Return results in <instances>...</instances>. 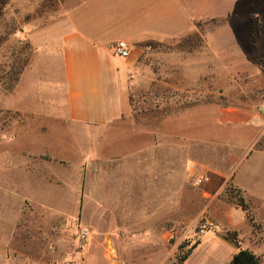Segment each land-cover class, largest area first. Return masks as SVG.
Wrapping results in <instances>:
<instances>
[{"label": "rangeland", "instance_id": "rangeland-1", "mask_svg": "<svg viewBox=\"0 0 264 264\" xmlns=\"http://www.w3.org/2000/svg\"><path fill=\"white\" fill-rule=\"evenodd\" d=\"M82 1L9 0L0 13V76L7 77L18 60L26 61L23 72L30 66L34 50L26 30L49 23ZM215 1L199 0V20L195 21L199 31L194 28L183 38L147 45L140 71L127 90L132 117L123 127L149 130L156 144L171 146V215L166 224L171 235H167L165 246L118 241L117 250L94 248L88 255L91 264H101L93 259L98 257L112 259L115 264H175L194 244L182 264H227L239 250L250 251L264 264V159L243 163L257 143L264 149V126L252 148H241L242 136L248 130L236 125L243 126V120L240 124L241 119L224 115L239 110L264 115V110L258 112L264 109V7L245 8L244 0H240L229 13L228 1ZM1 77L0 264H21L24 236L36 242L41 234L35 230L50 225L51 218H41L42 207L20 199L17 188L8 182L12 176L18 179L15 160L22 146L21 136L29 132V122L5 106L20 80L7 93ZM241 162L243 185L252 198L243 197L230 176L219 177L209 187L212 179L208 169L228 173ZM77 172L69 167L61 169L62 190H68V181ZM205 176L208 181L197 184L196 180ZM239 197L245 208L238 205ZM127 201L128 208L132 207L133 200ZM70 203L61 202L66 215L54 223L60 229L57 235L64 247L60 254L63 259L79 256L87 245L79 246L78 234L84 226L77 212L69 216ZM109 204L110 217L95 220V224L110 229L116 238L123 220L118 202L110 199ZM205 221L216 229L201 235L199 226ZM23 229L33 232L23 233ZM34 251L33 256L41 255L40 250Z\"/></svg>", "mask_w": 264, "mask_h": 264}, {"label": "crops", "instance_id": "crops-1", "mask_svg": "<svg viewBox=\"0 0 264 264\" xmlns=\"http://www.w3.org/2000/svg\"><path fill=\"white\" fill-rule=\"evenodd\" d=\"M227 1L230 13L240 0ZM244 3L245 8L264 7L262 0ZM198 20L199 0H84L49 23L26 30L33 59L5 106L27 119L24 129L29 132L21 136L15 160L18 179L12 176L8 182L20 199L41 206L40 217L51 218V223L35 230L41 234L36 242L24 236L21 264H91L88 255L94 248L117 250L118 241L165 244L171 235L166 225L171 215V146L156 144L149 130L123 127L132 117L127 90L149 43L183 38ZM121 41L129 50L126 58L113 53ZM224 115L241 119L240 124L243 120V126L236 127L248 131L238 146L252 148L264 115L240 110ZM256 158L264 159V151L252 150L243 163ZM243 163L228 173L208 169L209 187L219 177L230 176L242 196L252 198L243 185ZM66 167L79 172L68 181V190H62L61 169ZM110 199L118 202L123 220L116 238L110 229L95 224L110 217ZM64 200L71 202L69 216L77 212L89 232L82 254L68 259L60 257L64 247L54 224L65 214ZM127 200H133L132 207ZM36 249L41 255L33 256ZM93 259L115 264L112 259Z\"/></svg>", "mask_w": 264, "mask_h": 264}, {"label": "trees", "instance_id": "trees-1", "mask_svg": "<svg viewBox=\"0 0 264 264\" xmlns=\"http://www.w3.org/2000/svg\"><path fill=\"white\" fill-rule=\"evenodd\" d=\"M9 0H0V13L3 11L4 7L7 5ZM193 26L196 31H199V23L194 22ZM255 35L258 34L257 30L253 28ZM26 61L18 60L11 67L10 72L7 73V77H1L3 80L1 84L3 85V90L7 93L11 92L15 85L20 80L23 70L25 69ZM255 150H264L261 147V143L255 145ZM229 194H232V189H229ZM237 203L239 206L244 207L243 199L241 197L237 198ZM196 247V244L192 245L183 255L179 256L175 264H182L188 256L191 254L192 250ZM227 264H260V257L254 255L248 250H239L236 254L232 256Z\"/></svg>", "mask_w": 264, "mask_h": 264}, {"label": "built area", "instance_id": "built-area-1", "mask_svg": "<svg viewBox=\"0 0 264 264\" xmlns=\"http://www.w3.org/2000/svg\"><path fill=\"white\" fill-rule=\"evenodd\" d=\"M113 53L115 56L119 57V58H126L129 55V50L127 47L126 42H118L117 45L114 47L113 49ZM263 108L258 109L259 113H263ZM263 135H264V131H263ZM208 181V178L205 176L203 178H198L196 180L197 184H202L204 182ZM215 227L212 223L205 221L203 224H201L199 226V233L201 235H204L206 233H211L215 231ZM89 236V232L86 228H81L79 234H78V242H79V246L81 248H83L86 245V241L87 238Z\"/></svg>", "mask_w": 264, "mask_h": 264}, {"label": "bare ground", "instance_id": "bare-ground-1", "mask_svg": "<svg viewBox=\"0 0 264 264\" xmlns=\"http://www.w3.org/2000/svg\"><path fill=\"white\" fill-rule=\"evenodd\" d=\"M227 118H229L231 121L233 120V118H231V117H227ZM236 120V119H235ZM235 120H233V121H235Z\"/></svg>", "mask_w": 264, "mask_h": 264}]
</instances>
